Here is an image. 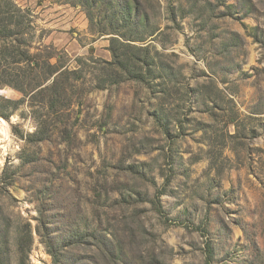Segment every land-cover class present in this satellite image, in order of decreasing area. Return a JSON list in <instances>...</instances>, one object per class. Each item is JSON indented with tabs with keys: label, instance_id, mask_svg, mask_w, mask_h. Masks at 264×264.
<instances>
[{
	"label": "rangeland",
	"instance_id": "rangeland-1",
	"mask_svg": "<svg viewBox=\"0 0 264 264\" xmlns=\"http://www.w3.org/2000/svg\"><path fill=\"white\" fill-rule=\"evenodd\" d=\"M15 2L31 12L33 48L64 51L70 68L110 61V33L136 9L141 22L119 30L145 41L122 42L165 70L101 88L88 61L55 114L5 108L0 264H207V242L209 264H264V0ZM122 51L146 70L144 53ZM37 127L49 140L28 143ZM73 232L86 240L66 246Z\"/></svg>",
	"mask_w": 264,
	"mask_h": 264
},
{
	"label": "trees",
	"instance_id": "trees-1",
	"mask_svg": "<svg viewBox=\"0 0 264 264\" xmlns=\"http://www.w3.org/2000/svg\"><path fill=\"white\" fill-rule=\"evenodd\" d=\"M122 11L123 14L118 25L119 29L128 31L141 22L142 17L136 9H134V13L130 8ZM119 29L115 31L116 33H110L114 35V37H111L108 47L111 55L110 61L97 60L93 57L76 58L75 62L78 66L70 68L68 65L70 58L64 51L55 50L53 46L33 48L31 38L34 32L29 9L19 7L15 0H0V89L10 87L18 91L23 97L21 100L13 101L0 96V103L4 104L0 106V114L7 118L9 113L4 111L5 108L12 111L16 110L24 101H27L30 108L41 104L42 107L55 114L60 109V97H67V91H70L76 83L83 80L81 66L87 65L88 61L95 66L93 68L106 74V78L100 85L101 88L123 81L146 83L160 78L161 72H164L165 69L155 62L156 59L151 55L147 46L135 47L122 42V40L144 42L145 39L137 37L132 40L130 39L131 36L122 33ZM124 48L136 49L144 53V57L140 62L146 67L145 71H143V68H134L133 57L129 56L126 51H122ZM98 66L101 67L98 68ZM75 100L80 99L76 98L74 102ZM78 104L80 103L78 102ZM155 120L161 124L159 115L155 116ZM45 130L37 127L35 132L28 135L29 140L27 142L37 143L49 140L50 135ZM59 135L65 141L69 139L67 128L60 129ZM167 183L168 180L164 185ZM162 194L163 192H157V200ZM155 211L163 217L166 216L158 201L156 202ZM85 240L86 238L80 232H73L67 237L65 243L66 246H74L83 244ZM45 245L48 254L55 258L51 244L47 242ZM24 251L22 248L19 249L21 254H24ZM204 253L205 261L209 264L212 261V249L208 242Z\"/></svg>",
	"mask_w": 264,
	"mask_h": 264
}]
</instances>
